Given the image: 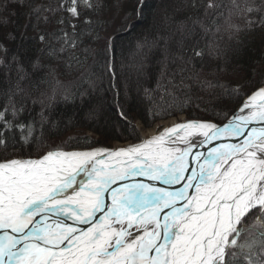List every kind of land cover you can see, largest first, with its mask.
I'll return each instance as SVG.
<instances>
[{"label": "trees", "instance_id": "obj_1", "mask_svg": "<svg viewBox=\"0 0 264 264\" xmlns=\"http://www.w3.org/2000/svg\"><path fill=\"white\" fill-rule=\"evenodd\" d=\"M89 3L72 23L69 0H0V160L137 142V122L182 114L223 123L264 86V0Z\"/></svg>", "mask_w": 264, "mask_h": 264}, {"label": "snow or ice", "instance_id": "obj_2", "mask_svg": "<svg viewBox=\"0 0 264 264\" xmlns=\"http://www.w3.org/2000/svg\"><path fill=\"white\" fill-rule=\"evenodd\" d=\"M187 35L192 62L203 50ZM224 118L126 148L0 160V264H264V88Z\"/></svg>", "mask_w": 264, "mask_h": 264}, {"label": "rangeland", "instance_id": "obj_3", "mask_svg": "<svg viewBox=\"0 0 264 264\" xmlns=\"http://www.w3.org/2000/svg\"><path fill=\"white\" fill-rule=\"evenodd\" d=\"M0 13H1V11H0ZM69 14V17H70V19H71V22L72 23H76V21H77V17H73L72 16V14L70 13V12H68ZM0 18H1V15H0ZM139 18H141V16L139 15L138 17H137V20H139ZM114 23H116V22H114ZM263 32H264V28H263ZM263 41H264V36H263ZM111 44V43H110ZM263 51H264V48H263ZM2 52H3V46H2V44H1V42H0V56H1V54H2ZM263 87V86H262ZM261 88V87H260ZM259 89V88H258ZM256 91V90H255ZM253 93V92H252ZM251 93V94H252ZM250 94V95H251ZM246 99V98H245ZM239 108V107H238ZM236 112V111H235ZM232 116V115H231ZM230 116V117H231ZM229 117V118H230ZM170 120H175L177 123H180V122H185V121H189V120H197V119H188L187 117H186V115H184V114H182V115H179L178 117H172V118H168V119H166V120H163V121H161V122H158V123H156V124H154L151 128H148V129H144V127L142 126V124H141V126L139 125L140 124V122H137V128H139V130H140V136H141V138H143V133H142V131H149V132H151L152 133V135L154 136V135H157V134H159L162 130H163V128H164V126H165V123H166V121H170ZM198 121H207V122H212V123H217V122H214V121H208V120H198ZM227 121V120H226ZM224 123V122H223ZM223 123H217V124H223ZM176 124V123H175ZM89 136H92V134L90 133V134H88ZM151 135V136H152ZM93 137V136H92ZM96 138V137H95ZM125 143H136V142H132V141H128V142H125ZM125 143H121V142H116V143H112V144H110L111 146L110 147H104V146H96V147H91V148H71V149H60V148H52V149H49L47 152H49V151H51V150H54V149H60V150H63V151H70V150H73V149H75V150H77V149H80V150H93V149H97V148H106V149H114L117 145H119V144H125ZM215 143H218V142H215ZM212 145H210L209 147H211ZM198 151H207V149L206 148H203V147H201V148H199V149H197ZM47 152H45L44 154H42V155H40L39 157H31L32 159H38V158H41L43 155H45ZM10 159H30V158H28V157H25V158H23V157H13V158H10ZM10 159H8V160H10ZM190 166L191 167H194L195 165H191L190 164ZM138 179H143V178H138ZM145 182H149V181H145ZM159 186V185H158ZM164 187H168V186H164ZM178 187H180V185H174V186H172L169 190H175L176 188H178ZM255 250H257L258 251V245H257V248L255 249Z\"/></svg>", "mask_w": 264, "mask_h": 264}, {"label": "bare ground", "instance_id": "obj_4", "mask_svg": "<svg viewBox=\"0 0 264 264\" xmlns=\"http://www.w3.org/2000/svg\"><path fill=\"white\" fill-rule=\"evenodd\" d=\"M261 88H264V86L263 87H261ZM260 89V88H259ZM258 90V89H257ZM256 90V91H257ZM256 91H254V92H256ZM253 92V93H254ZM252 93V94H253ZM251 94V95H252ZM250 95V96H251ZM250 96H248V97H250ZM248 99V98H247ZM246 99V100H247ZM247 111V110H246ZM175 123H177L175 120H170V121H166V123H165V126H164V128L163 129H165V128H167V127H170V126H173ZM140 126H141V123L139 124ZM143 126V125H142ZM144 127V126H143ZM139 129V128H138ZM144 129H146V128H144ZM142 133H143V138H141V140H139V141H137V142H142V141H144V140H146V139H149V138H151L153 135H152V133L151 132H149V131H142ZM152 135V136H151ZM155 136V135H154ZM241 140L243 139V138H240ZM136 142V143H137ZM227 142H232V143H237V142H239V141H237V140H231V141H227ZM219 143V142H218ZM130 145H133L132 143H125V144H119V145H117L113 150H115V149H120V148H126V147H128V146H130ZM74 151H81V152H83V151H85V150H74ZM72 152V151H71ZM30 159H32V158H30ZM39 159V158H38Z\"/></svg>", "mask_w": 264, "mask_h": 264}, {"label": "water", "instance_id": "obj_5", "mask_svg": "<svg viewBox=\"0 0 264 264\" xmlns=\"http://www.w3.org/2000/svg\"><path fill=\"white\" fill-rule=\"evenodd\" d=\"M247 98H248V97H247ZM247 98H246V99H247ZM246 99H244V101H243L242 104L239 106V108L245 103ZM239 108L236 110L235 113L238 112ZM235 113H234V114H235ZM230 118H231V117H230ZM189 121H198V120H189ZM226 122H227V121H225L224 123H226ZM180 123H183V122H180ZM211 123H212V122H211ZM224 123H223V124H224ZM176 124H177V123H176ZM215 124H217V123H215ZM223 124H218V125H223ZM250 127H251V126H250ZM162 131H163V130H162ZM162 131H161V132H162ZM161 132H160V133H161ZM160 133H159V134H160ZM157 135H158V134H157ZM241 138H243V137H241ZM139 143H141V142H137V143H134V144H139ZM132 144H133V143H132ZM134 144H133V145H134ZM74 150H75V149L70 150V151H66V152H71V151H74ZM77 150H80V149H77ZM93 150H94V149H93ZM85 151H92V150H85Z\"/></svg>", "mask_w": 264, "mask_h": 264}]
</instances>
